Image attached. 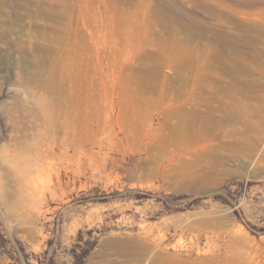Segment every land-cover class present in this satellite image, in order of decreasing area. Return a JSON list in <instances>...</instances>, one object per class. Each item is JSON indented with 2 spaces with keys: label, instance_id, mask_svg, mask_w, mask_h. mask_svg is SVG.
<instances>
[{
  "label": "rangeland",
  "instance_id": "rangeland-1",
  "mask_svg": "<svg viewBox=\"0 0 264 264\" xmlns=\"http://www.w3.org/2000/svg\"><path fill=\"white\" fill-rule=\"evenodd\" d=\"M0 264H264V0H0Z\"/></svg>",
  "mask_w": 264,
  "mask_h": 264
},
{
  "label": "bare ground",
  "instance_id": "bare-ground-1",
  "mask_svg": "<svg viewBox=\"0 0 264 264\" xmlns=\"http://www.w3.org/2000/svg\"><path fill=\"white\" fill-rule=\"evenodd\" d=\"M209 112H210V110H209ZM209 116H210V114H209ZM209 116L207 117V116H205L206 118H209ZM197 117V116H196ZM204 119V118H203ZM197 120V119H196ZM206 122H207V120H206ZM199 124V123H198ZM187 125V124H186ZM199 127V126H198Z\"/></svg>",
  "mask_w": 264,
  "mask_h": 264
}]
</instances>
